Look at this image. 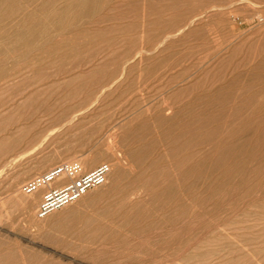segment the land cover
Returning <instances> with one entry per match:
<instances>
[{
	"label": "rangeland",
	"instance_id": "374dc122",
	"mask_svg": "<svg viewBox=\"0 0 264 264\" xmlns=\"http://www.w3.org/2000/svg\"><path fill=\"white\" fill-rule=\"evenodd\" d=\"M0 264H264V0H0Z\"/></svg>",
	"mask_w": 264,
	"mask_h": 264
},
{
	"label": "built area",
	"instance_id": "2783aa9c",
	"mask_svg": "<svg viewBox=\"0 0 264 264\" xmlns=\"http://www.w3.org/2000/svg\"><path fill=\"white\" fill-rule=\"evenodd\" d=\"M110 172V166L102 163L94 169L83 172L80 163L58 164L46 172L36 175L21 185V192L31 194L47 187L37 208V215L44 216L51 210L79 200L89 190L103 185ZM54 187H49L53 183Z\"/></svg>",
	"mask_w": 264,
	"mask_h": 264
},
{
	"label": "bare ground",
	"instance_id": "6f19581e",
	"mask_svg": "<svg viewBox=\"0 0 264 264\" xmlns=\"http://www.w3.org/2000/svg\"><path fill=\"white\" fill-rule=\"evenodd\" d=\"M86 3H87V1H86ZM79 5H81V4H79ZM84 7H85V5H84ZM90 9V8H89ZM50 11V10H49ZM57 11V10H56ZM82 11V10H81ZM76 12H77V9H76ZM49 13V12H48ZM47 13V14H48ZM51 13H52V11H51ZM80 13V12H79ZM54 14V13H53ZM47 17V16H46ZM39 18V17H38ZM43 20V19H42ZM45 22V21H44ZM43 22V24H45L46 25V23H44ZM47 22V21H46ZM60 21H58V23H59ZM64 22V21H63ZM60 24V23H59ZM61 24H62V21H61ZM53 25V24H52ZM49 26V25H48ZM66 162H68V161H66ZM69 162H71V161H69ZM6 165V164H5ZM112 168V167H111ZM54 185H57V183L55 182V183H53ZM53 184H51L49 187H51ZM21 188V187H20ZM46 187H43V188H40L39 190H37V191H35V192H33V193H31L32 195L34 194V193H36V192H38V191H40L41 192V190H44ZM46 190V189H45ZM20 192H21V189H20ZM22 193V192H21ZM44 193V192H43ZM22 194H24V193H22ZM24 195H29V194H24ZM43 195V194H42ZM23 201V204L26 206V205H28L29 203L28 202H25L24 200H22ZM39 204V203H38ZM31 205V204H30ZM26 208H28V206H26Z\"/></svg>",
	"mask_w": 264,
	"mask_h": 264
}]
</instances>
